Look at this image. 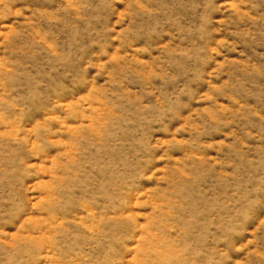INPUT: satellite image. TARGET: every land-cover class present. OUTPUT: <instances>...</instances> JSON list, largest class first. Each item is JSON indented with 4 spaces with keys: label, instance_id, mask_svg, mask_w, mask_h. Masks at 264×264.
Listing matches in <instances>:
<instances>
[{
    "label": "rangeland",
    "instance_id": "obj_1",
    "mask_svg": "<svg viewBox=\"0 0 264 264\" xmlns=\"http://www.w3.org/2000/svg\"><path fill=\"white\" fill-rule=\"evenodd\" d=\"M0 264H264V0H0Z\"/></svg>",
    "mask_w": 264,
    "mask_h": 264
}]
</instances>
